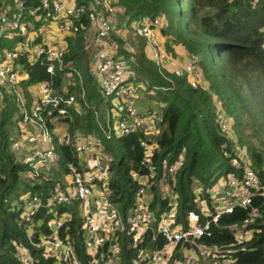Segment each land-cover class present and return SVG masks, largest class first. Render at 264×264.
<instances>
[{
  "label": "trees",
  "instance_id": "obj_1",
  "mask_svg": "<svg viewBox=\"0 0 264 264\" xmlns=\"http://www.w3.org/2000/svg\"><path fill=\"white\" fill-rule=\"evenodd\" d=\"M75 1L79 3L85 0ZM110 2L120 10V18L128 16L126 22L131 28L134 21L144 17H163L166 25L161 28L159 37L164 48L174 53L176 45L183 46L185 57H195L200 78L204 82V87L193 86L186 72L177 75L167 68L160 72L154 60L146 53L143 37L133 31L138 42L135 49L129 48L127 41L112 32L115 25L111 26L110 39L117 44L118 54L133 59V63H129V73L136 80L146 82L147 89L153 88L155 93L151 96L159 102V130L155 134L156 147L150 156L157 170V180L166 175L171 163L182 157L183 162L175 169L174 176L166 179L172 191L177 194V220L187 225L191 211L203 220L205 211L200 210V202L195 197L200 195L209 204V189L215 182L229 172L241 174L245 165L257 172L261 189L264 188V0ZM32 10L43 13L40 0H24L22 6H18L16 0H11L6 14L11 16L19 12L21 18L29 19L33 26L38 25L39 21L34 18ZM3 11L0 10V13ZM79 21L83 25L68 38L65 59L82 70L89 99L95 93L89 54L82 40V33L89 24L86 13L80 16ZM14 41L13 38L1 35L0 47L12 48ZM24 58L21 60L26 65L28 75L21 86L49 80L61 89L64 71L56 68L51 74L38 60L29 61ZM71 89L78 92L77 86ZM219 110L228 119L227 133L220 131L217 118ZM18 117V104L0 87V264H22L15 256L14 239L26 243L34 258L33 264H68L58 262L55 256L45 254L41 247L29 243L26 235L29 224L21 219L22 208L14 207V200L23 195L37 194L45 200L49 189L55 188L57 182L46 176L45 169L37 177L20 176L25 164L10 147V134L16 130ZM67 126L70 130H96L92 110L84 108L82 112H74L73 120ZM101 150L102 161L112 171L109 201L126 214L134 205L139 186L135 174L142 157L139 133L131 132L104 139ZM224 150H227V154ZM234 150L239 153L238 166L231 163ZM58 152V166L65 168L67 161H76L71 147L67 145H58ZM151 192L150 206L159 215L166 208L169 197L163 194L157 183H153ZM79 203L74 200L57 207L58 215L64 214L66 217L59 233L72 244L82 264H91L93 256L83 243L85 216ZM261 203L260 196H255L251 201V204ZM248 211L249 208L235 206L232 212L223 213L212 224L210 234L196 239L202 245H214L218 253L225 254L224 258L221 255L218 257L220 260L217 264L225 261L230 264H264V218L254 221L252 235L242 244L235 242L229 227L230 223L245 217ZM50 216L51 213L45 207L36 215L40 220L37 226L43 234L50 232L42 222ZM37 234L36 231L32 236L35 238ZM117 239L120 244L117 264H137L134 262L135 248L131 245V237L124 233L118 234ZM162 242L158 236L150 243L153 247H160ZM181 256V253H176V258ZM198 264H208V261L201 258Z\"/></svg>",
  "mask_w": 264,
  "mask_h": 264
},
{
  "label": "built area",
  "instance_id": "obj_2",
  "mask_svg": "<svg viewBox=\"0 0 264 264\" xmlns=\"http://www.w3.org/2000/svg\"><path fill=\"white\" fill-rule=\"evenodd\" d=\"M40 1L44 14L38 29L47 30L49 21H54L62 37L50 38L40 32V38L21 40L14 47L0 52V87L19 106L20 130L13 135L11 148L25 164L20 171V176L25 178L37 177L43 168H53L59 157L58 145L71 147L76 161L65 164V172L71 175L69 184L63 186L57 183L55 188L49 189L45 200L37 194L23 195L14 200V207L22 208L21 219L31 226L34 221L39 225L40 220L36 215L41 208L45 207L52 215L42 221L50 232L43 234L37 231L35 238L32 233L28 234L29 243L41 247L45 254L55 256L58 262L82 264L72 244L59 233L66 217L57 213L60 204L77 200L85 216L83 243L93 256L91 264H117L120 250L117 238L118 234L124 233L131 237V245L135 248L134 262L137 264H198L201 258L206 259L208 264H217L220 260L218 257L221 255L224 258L225 254L218 253L214 245H202L196 239L210 234L212 224L223 213L232 212L235 206L249 208L245 217L229 224L235 242L242 244L252 235L254 221L264 218V188L261 189L257 172L249 165L244 166L241 174L229 172L209 189L210 203L202 207L205 211L203 220L197 214H189L187 225L178 221L177 194L166 179L174 176L175 169L183 160L178 157L167 167L166 175L157 180V170L150 156L156 147L159 116L156 109L141 110L137 105L136 89L131 80L133 75L128 70L129 59L118 54L117 44L110 39L111 18L115 12L113 4L110 0L79 3ZM17 3L21 6L23 0H17ZM83 13H86L93 27L92 32L87 30L83 33V39L85 47L91 48L90 73L96 82L97 94L103 101L102 107L87 101L82 72L65 59L67 37L80 29L82 24L77 20ZM17 15L10 20L6 14L0 13L1 30L10 35H24L26 26ZM165 25L166 20L161 16L146 17L132 23L134 33L145 39L150 58L160 72L172 59L159 37ZM22 57L29 61L38 60L51 74L56 68L64 71L61 89L49 80L29 83L35 91L31 103L27 104L21 84L28 74ZM181 70L173 68L171 71L177 75L186 72L191 85L204 87L194 56L185 57ZM75 86L78 87L77 93L71 89ZM26 89H30L29 86ZM84 108H90L93 112L95 131L56 129V123L72 120V110L82 112ZM217 118L220 131L227 133L229 125L224 112L217 111ZM131 132L139 133L142 157L135 173L139 186L134 205L123 214L109 201L112 171L102 161L101 147L104 139ZM224 153L227 154V150ZM231 163L239 165L237 150L233 152ZM153 183L160 185L163 194L169 197L166 208L159 215L150 206ZM255 196L261 197V204H251ZM195 199L204 203L200 195ZM158 236L163 242L160 247H153L150 242ZM13 244L17 261L33 264L34 258L26 243L14 239ZM177 252L182 254L180 258H176Z\"/></svg>",
  "mask_w": 264,
  "mask_h": 264
},
{
  "label": "crops",
  "instance_id": "obj_3",
  "mask_svg": "<svg viewBox=\"0 0 264 264\" xmlns=\"http://www.w3.org/2000/svg\"><path fill=\"white\" fill-rule=\"evenodd\" d=\"M66 2H68V3H72V2H74V3H76V1L75 0H65ZM86 1V0H85ZM1 2L3 3V5H0V10H4L3 12H1V13H4V14H6V11H8L9 10V8H10V3L9 2H6L5 0H1ZM23 2H24V0H23ZM16 3H17V0H16ZM17 5H18V3H17ZM19 6V5H18ZM22 6V5H21ZM114 6V5H113ZM114 9H115V12H114V15H113V17L111 18V20H112V25H114L115 24V27L113 28L114 30L112 31V32H115L117 35H120L122 38H123V40L125 39V38H127V35H126V27L127 26H129L130 28H131V25H129L122 17L120 18V15H119V11H118V9H117V7L116 6H114ZM21 9H19V11H20ZM33 11V15H34V18L36 19V20H38L39 21V23H38V25H32V23H30V20L28 19V20H25V19H23V18H21V15H17V17H18V19L22 22V23H24L25 24V26H26V30H25V34L24 35H10L9 33H7L6 31H4V30H1V26H2V23H1V21H0V36L1 35H5V36H8V37H10V38H13V39H15V41H14V43H13V47L16 45V43L17 42H19V41H21V40H24V39H32V38H40V36H41V34H40V32L42 33V34H46L48 37H50V38H61L62 37V35L60 34V32L58 31V29H57V26H56V23L54 22V21H49V26H48V29L47 30H44V31H40V29H38V26H39V24H40V22L42 21V16H43V14H44V12L43 13H36L35 12V10H32ZM19 13V12H18ZM17 13V14H18ZM6 16L8 17V19H13L15 16H16V14L15 13H12V15L11 16H9V15H7L6 14ZM144 18H146V17H144ZM119 23V24H118ZM128 24V25H127ZM83 25V24H82ZM111 25V26H112ZM132 29V28H131ZM87 30H90L91 32L93 31V27H91V25L90 24H88L87 25V27L85 28V31H87ZM2 31V32H1ZM85 31H83V33L85 32ZM39 32V33H38ZM76 33V32H75ZM75 33H73V34H71V35H69L68 37H67V42H66V44H65V49H66V51H67V49H68V38L70 37V36H72V35H74ZM83 33H82V40H83V42H84V39H83ZM132 33H133V30H132ZM111 38V37H110ZM84 46H85V43H84ZM5 48H8V47H0V49H1V51L3 50V49H5ZM85 49H86V51L88 52V54H89V68H90V66H91V48L89 47V48H87V47H85ZM145 50H146V53H147V55L150 57V55H149V47H148V45H147V43L145 42ZM175 52H177V53H179V54H183V55H185V52H186V50H185V48L183 47V46H181V45H176L175 46ZM66 53V52H65ZM169 65V64H168ZM168 65H167V69H169V70H172L173 68H170V67H168ZM81 72H82V70H80ZM82 74H83V72H82ZM84 76V75H83ZM92 76V75H91ZM27 78V77H26ZM26 78L24 79V81L26 80ZM131 80L133 81L132 83H133V85H134V87H135V89H136V100H137V105H138V107L141 109V110H146V109H156V111H157V114H158V116H160V114H159V112H158V105H159V102H158V100L157 99H154L151 95H154V93H155V91L153 90V89H147V87H146V85H143V81H139V80H136V78L135 77H132L131 78ZM84 81H85V79H84ZM23 83V82H22ZM137 83H140V86H141V88L140 87H136V84ZM92 84H93V92L95 93V96L94 95H92V96H90L89 97V99L87 98V92H88V88L86 87V85H85V89H86V99H87V101H89L90 103H95L98 107H102L103 106V101L101 100V98L98 96V94H97V91H96V82H95V80H94V78H93V82H92ZM27 86H29V88L30 89H26V87ZM27 86L26 87H23V91L25 92V97H26V101H27V104H30L31 103V98H32V96H33V93H34V91H35V88L33 87V85L32 84H27ZM146 90V91H145ZM149 91H151V92H149ZM11 96V95H10ZM12 97V96H11ZM13 98V97H12ZM74 112H76V110H72V113L74 114ZM73 114H72V120H73ZM72 120H68V121H61V122H58V123H56L54 126H56V129H61V128H67L68 129V123L70 122V121H72ZM159 128V126H158V124H157V132H158V129ZM19 130H20V128H19V125H18V119H17V127H16V130H12V137H11V139L13 138V135H15V134H17L18 132H19ZM70 130V129H69ZM95 131V130H94ZM11 147V146H10ZM12 149V148H11ZM13 150V149H12ZM14 153H15V155H16V157H17V154H16V152L14 151ZM62 169L64 172H65V168L64 167H62V166H58L57 164L53 167V168H51V169H45V168H43V169H45V171H44V173L46 174V176L49 178V179H52V180H55V181H57L56 182V184L57 183H61V185H63L62 184V180L60 179V178H57V177H55V176H51L57 169ZM42 169V170H43ZM42 175V174H41ZM221 179V178H220ZM219 179V180H220ZM219 180L217 181V182H219ZM217 182H215V183H217ZM205 204H206V202L204 201V203H200L199 204V207H200V210H203L204 211V208H202V207H204L205 206ZM189 214H191V216H195L194 214H197L196 212H193V211H191V212H189ZM198 215V214H197ZM36 231H39V228H38V226H37V222L36 221H34V223L32 224V226L31 225H29V227L28 228H26V235L28 236V234H31L32 233V235L36 232Z\"/></svg>",
  "mask_w": 264,
  "mask_h": 264
},
{
  "label": "rangeland",
  "instance_id": "obj_4",
  "mask_svg": "<svg viewBox=\"0 0 264 264\" xmlns=\"http://www.w3.org/2000/svg\"><path fill=\"white\" fill-rule=\"evenodd\" d=\"M6 2H9L11 3V0H5ZM2 4L1 0H0V5ZM125 21L128 19V16L125 15L122 17ZM134 20H132L131 22H133ZM119 24V23H118ZM115 25V24H114ZM126 35H127V38L124 39V41H127L126 44L129 46V48H133L135 49L136 47V44L138 42V40H136L135 38V35L132 33V29L127 26L126 27ZM163 36V35H161ZM167 51V50H166ZM168 52V51H167ZM171 54V61L169 62V65L168 67L170 68H177L179 70L182 69L183 67V64H184V60H185V55L183 54H179L177 52L174 51V53H170ZM126 56V55H125ZM129 63H133V59H129ZM182 71V70H181ZM134 77V76H133ZM133 82V81H132ZM147 83L146 82H143V85H146ZM136 87H140V83H137L136 84ZM150 89H153V88H150ZM146 91V90H145ZM151 92V91H149ZM161 102V101H160ZM10 136L12 137V133L10 134ZM52 177L55 176L57 178H60L62 180V184L63 186H67L71 180V175L67 172H64L62 169H57L52 175Z\"/></svg>",
  "mask_w": 264,
  "mask_h": 264
}]
</instances>
